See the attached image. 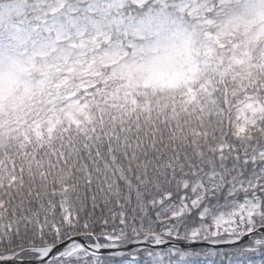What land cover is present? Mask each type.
<instances>
[{
  "label": "snow or ice",
  "instance_id": "snow-or-ice-1",
  "mask_svg": "<svg viewBox=\"0 0 264 264\" xmlns=\"http://www.w3.org/2000/svg\"><path fill=\"white\" fill-rule=\"evenodd\" d=\"M12 3L0 264H264V0Z\"/></svg>",
  "mask_w": 264,
  "mask_h": 264
},
{
  "label": "rangeland",
  "instance_id": "rangeland-1",
  "mask_svg": "<svg viewBox=\"0 0 264 264\" xmlns=\"http://www.w3.org/2000/svg\"><path fill=\"white\" fill-rule=\"evenodd\" d=\"M30 2V0H29ZM0 4H12V7L6 15H10L11 19L13 21L20 20L24 14V10L26 8H17L14 3H12V0H0Z\"/></svg>",
  "mask_w": 264,
  "mask_h": 264
},
{
  "label": "trees",
  "instance_id": "trees-1",
  "mask_svg": "<svg viewBox=\"0 0 264 264\" xmlns=\"http://www.w3.org/2000/svg\"><path fill=\"white\" fill-rule=\"evenodd\" d=\"M29 10L28 9H25L24 10V14H23V16H21L22 18L27 14V12H28Z\"/></svg>",
  "mask_w": 264,
  "mask_h": 264
},
{
  "label": "clouds",
  "instance_id": "clouds-1",
  "mask_svg": "<svg viewBox=\"0 0 264 264\" xmlns=\"http://www.w3.org/2000/svg\"><path fill=\"white\" fill-rule=\"evenodd\" d=\"M176 44H177V48L179 49V47H180V42H179V40L176 41Z\"/></svg>",
  "mask_w": 264,
  "mask_h": 264
}]
</instances>
